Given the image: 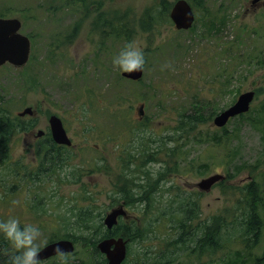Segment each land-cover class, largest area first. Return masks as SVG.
Here are the masks:
<instances>
[{
    "label": "rangeland",
    "instance_id": "obj_1",
    "mask_svg": "<svg viewBox=\"0 0 264 264\" xmlns=\"http://www.w3.org/2000/svg\"><path fill=\"white\" fill-rule=\"evenodd\" d=\"M87 2L91 4L86 10V5L79 0H72L70 5L64 0H0V15L19 18L20 32L30 37V57L24 65L5 63L0 66V94L15 104L11 107L13 113L25 106L35 111L33 128L10 141L12 160L23 158L28 163L33 160V166L35 141L43 137L34 139L33 135L38 129L49 131L47 119L51 113L62 118L74 144L72 151L66 153L68 158L63 168L55 169L52 175H42L41 179L18 176L0 168V200L5 198L7 202V206L0 202L1 220L11 216L18 218L21 224L37 225L42 233L41 245L58 232H69L72 237L70 211L79 208L80 200L84 202L80 195L83 184L89 189L93 203L102 211L100 217L103 220L110 209L108 175L86 173L76 181L72 171L79 164L97 159L99 155L113 160L114 156L110 154L119 147L121 149L125 130L96 131L95 127L99 117L108 111L101 107H109L117 99L126 106L122 111L125 118H151L142 130L143 136L154 132L165 136L172 135L176 110L189 114L195 105L201 104L202 108L198 109L202 116H206L227 107L238 93L254 90L252 106L247 111L252 118L249 121L245 118L236 120L237 117L229 120L224 126L229 136L222 141V145L211 146L203 137V140L191 137L183 147L185 157L176 162L175 171H164V164L158 161L146 162L145 170L151 179L146 190L152 193L156 204L164 206L169 201L171 204L178 200L176 193L180 197H196L199 219L209 221L220 212L230 211L238 188L251 181L259 184L264 196V130L261 123L253 121L254 116L259 115L257 105L264 99V63L257 57V53L262 51L264 59V0H257L252 5L250 0H205L204 8L198 6L194 11L193 27L176 29L173 24L162 22L155 26L153 32L146 33L136 31L135 24L134 34L128 42L111 36L103 38V29L108 31L113 26H119L117 17L123 11L138 15L144 8L152 6L155 0ZM101 12L110 24L99 23L97 19ZM253 27H256V32L252 31ZM132 41L142 48L145 58L142 77L138 81L123 77L112 64V58ZM89 97H93L92 105L99 107L93 108L94 115L85 110ZM141 104H147V107L140 115L138 109ZM215 128L211 119L192 132L210 133ZM113 139L119 142L118 147H113ZM211 153L214 156H209ZM168 164L172 166L173 162ZM215 172L230 173L231 182L223 180L227 186L220 182L209 191L198 194V188L193 185L200 178ZM18 182L19 186L16 185ZM11 184L15 191H10ZM230 184L236 187L228 186ZM177 200L170 207L175 206ZM130 217L137 218V226L143 225L140 211L132 208L122 222ZM160 236L163 237V234ZM141 239L136 236L135 241L129 242L130 253L124 264H129L134 258L148 255L153 259L156 256L159 250L151 246L156 239L151 235ZM232 244L233 247L227 245L219 253L226 254L231 246L227 254L234 256L235 264H260L253 259L245 263V257L249 258L245 255L249 252L254 256L264 254V218L259 241L250 251L233 253L243 244L235 241ZM85 247L82 243L77 244L74 251L68 253L66 264H76L78 257L88 255L89 247ZM6 251L9 256L14 249L10 245ZM142 251L146 254H141ZM219 257L213 258L209 264H224L218 260ZM195 258L186 255L184 262L195 264ZM201 259L202 256L197 264ZM42 264L60 262L55 258Z\"/></svg>",
    "mask_w": 264,
    "mask_h": 264
},
{
    "label": "trees",
    "instance_id": "obj_2",
    "mask_svg": "<svg viewBox=\"0 0 264 264\" xmlns=\"http://www.w3.org/2000/svg\"><path fill=\"white\" fill-rule=\"evenodd\" d=\"M64 1L67 5L72 4V0ZM79 1L86 5V10L89 8L88 5L91 4L87 0ZM173 1L155 0L152 6L144 8L138 15H135V13L132 15L133 12L129 13L127 10L123 11L117 17L119 26H113L108 31L103 29L104 34L102 37L109 38L111 36L113 39H123L125 42H128L134 34L133 27H135V24L136 31L141 30V32L146 33L153 32L155 26L162 22L172 24L168 13ZM186 1L194 11L198 6H203L204 8L205 0ZM0 16L4 15L1 14ZM97 20H100L99 23L101 25H104V23L110 24L102 12ZM110 22H112L111 19ZM252 31L256 32V27H253ZM257 57L260 58L258 61L261 60L264 63L262 51L257 53ZM92 100L93 97L88 98V106L85 110L86 112L91 111V114L94 115L93 108L99 107L97 104L93 106ZM117 100L109 104V107H101L108 111L99 117L100 120H98L95 127L96 131L112 129L116 132L121 130V128L125 130L121 149L119 147L114 153L110 154L111 157L114 156L113 160H109V156L106 158L103 155H99L97 159L79 164L72 171V175L77 177L76 181L80 180L86 173L96 172L108 175L110 187L108 189L109 194H107L110 202L108 206L118 205L122 201L123 205L140 211V214L143 215V225L137 226L132 224L124 226V222L119 219L111 228H106L102 222V217H100L102 211L93 203L89 195V189L83 184L80 195L84 202L80 200L81 205L79 208L76 211H70L72 213V242L74 243V247L82 243L86 246L85 248L89 247V250L88 255L78 257L76 264H104V255L96 248V243L102 238L122 237L127 242H130L136 236H138L139 240H142L141 238L147 235L148 237L151 235L152 238L156 239L155 242H151V246H154L159 251H155V253L157 251L158 253H156V256H153V259L148 255L144 258L140 257L141 260L142 258L144 260L142 264H185L186 255L192 253H199L200 257L202 255L203 257L204 255L206 256L203 258L204 262H201V264H209L210 261L214 260L213 258L219 256L218 260L221 263L226 264L228 262L235 264L234 256L227 254L228 250L233 247V241L243 244V247L234 250L235 252L233 253H242L250 251L258 243L261 235L264 218V196L257 182L251 181L249 184L239 187L235 203L230 208L231 210L228 211V209L225 213H218L210 218L211 221L199 219L200 211L198 198L196 197H180L181 195L176 193L175 195L178 197V200L175 199L171 204L169 201L164 206L156 204L152 200V193L146 190V187H149L148 185L151 184L149 173L145 170L146 162L158 161L163 163L164 171L169 172L174 170L173 168L179 159L185 157L186 151H184L183 147L189 142L191 137L198 140L203 137L208 140V145L211 146L219 147L222 145V141L229 136L225 127H216L210 133L206 131L204 133L202 131L192 132L197 129L198 125L210 121L216 112L202 116V113L198 109L202 108L201 104H197L199 106L195 105L193 112L189 114H186L183 110H176V116L173 119L175 124L171 128L172 135L167 134L164 136L158 133L155 134L154 132L145 137L142 135V130L148 125L147 120H151V118L147 117V120H144V118L140 120L125 118L122 111L126 106L121 104L120 99ZM12 104L10 99L0 94V168L4 172L14 173L18 176L28 175L31 179H41V176L44 174L52 175L55 169H62L63 163L68 158L66 153L68 150L72 151L74 145L67 147L56 144L49 132H46L42 138L35 141L36 145L34 155L32 156L35 162L32 167L33 160L32 163L24 162L23 158L12 160L10 152L11 139L18 134L31 130L36 120L34 116H18L17 113H13L11 107L15 104ZM257 106L259 115L257 117L254 116L253 121L257 120L258 123H261V128L264 130V99L259 101ZM146 107L147 104H144L143 110ZM82 109H84V106ZM248 112L239 114L233 118L237 117L236 120L245 118L246 121H249L252 117L247 115ZM112 144L114 148L119 146V142H116V139H113ZM129 146L133 147L132 152L129 150ZM119 149L120 151H118ZM209 156H214V154L211 153ZM168 162H173L174 166H169ZM231 177L232 175L227 172L224 180H229ZM220 182L223 186H227L223 184V181ZM16 185L19 186L20 183L18 182ZM10 186V191H15L14 185L11 184ZM228 186L236 187L232 184ZM5 200V198L0 200L3 206H7ZM176 200L177 204L170 207ZM95 217L98 219L95 220ZM55 234L57 235L51 238V240L56 238L69 239L71 237L69 232L62 231V233L58 232ZM162 234L163 237L160 236ZM227 245L232 246L228 248L227 253H219L221 250L224 251ZM8 247H10V243L3 236H0V264H4L7 260L8 252L6 249L8 250ZM129 253L130 245L127 247V258ZM180 253H183V255H180ZM141 254L145 255L146 252L142 251ZM199 255L195 256L197 261L195 264L199 262ZM182 256H184V259H182ZM127 258L123 264L128 260ZM252 259L254 260V258ZM254 261L261 264L264 262V257Z\"/></svg>",
    "mask_w": 264,
    "mask_h": 264
},
{
    "label": "water",
    "instance_id": "obj_3",
    "mask_svg": "<svg viewBox=\"0 0 264 264\" xmlns=\"http://www.w3.org/2000/svg\"><path fill=\"white\" fill-rule=\"evenodd\" d=\"M256 1L250 0L251 4ZM168 15L176 29H188L194 21V11L186 0H174ZM20 26L21 21L16 17H0V65L10 63L14 66H22L26 63L30 52V40L19 31ZM142 72L143 70L131 74L121 72V75L132 80H139ZM253 97V90L242 91L229 106L214 115L212 124L217 127L224 126L229 118L247 112ZM141 108L142 106L139 108L140 114L142 113ZM17 114L19 116L25 114L32 115L33 110L30 106H26ZM47 120L53 141L57 144L70 145L71 140L66 133L61 118L56 114H50ZM42 134L43 130L38 129L36 131V136H41ZM223 178L224 175L221 173H212L202 177L196 182V186L200 190L208 191L215 182ZM118 216H126V211L121 204L112 207L106 212L103 217L105 227L111 228L117 222ZM57 246L62 248L66 253L72 252L74 249L71 240L58 239L42 246L43 250L40 253L41 260L52 256L53 248ZM96 247L100 253L104 254L106 258L105 264H121L126 255V240L122 239V237L102 238L98 240Z\"/></svg>",
    "mask_w": 264,
    "mask_h": 264
},
{
    "label": "clouds",
    "instance_id": "obj_4",
    "mask_svg": "<svg viewBox=\"0 0 264 264\" xmlns=\"http://www.w3.org/2000/svg\"><path fill=\"white\" fill-rule=\"evenodd\" d=\"M113 67L122 73L140 72L144 69L145 58L142 48L135 42L126 43L123 49L112 58ZM15 203V202H14ZM0 236L8 241L14 251L4 264H42L40 228L31 223L21 224L15 217L0 220ZM53 255L60 264H66L68 253L59 246L53 248Z\"/></svg>",
    "mask_w": 264,
    "mask_h": 264
},
{
    "label": "flooded vegetation",
    "instance_id": "obj_5",
    "mask_svg": "<svg viewBox=\"0 0 264 264\" xmlns=\"http://www.w3.org/2000/svg\"><path fill=\"white\" fill-rule=\"evenodd\" d=\"M34 136V135H33ZM34 139H36V137L34 136ZM71 147H72V145H71ZM226 183H230V181L228 180ZM193 186H196V183L193 185ZM198 194L201 192V193H203V191H201V190H199L198 189ZM121 203H122V205H123V202L121 201ZM139 205H141V204H139ZM123 207H124V209L126 210V216L124 217V218H127L128 217V215H129V212H130V210L132 209L131 207H129V206H125V205H123ZM199 207V206H198ZM122 219V218H121ZM137 218L135 217V218H132L131 219V217H130V219H128V220H124V223L126 224V225H132V224H135V225H137V223L135 222V220H136ZM59 239H66V238H59ZM55 240H58V238H56V239H50L49 241H47L46 243H44L43 245H45V244H47V243H49V242H52V241H55ZM69 240H71L72 241V237H69ZM42 245V246H43ZM128 245H129V242L127 243V247H128ZM243 254V253H242ZM191 256H196V255H199V253L197 254V253H192V254H190ZM249 256V258H247V257H245V263L246 262H251V259L252 258H254V260H257L258 258H261V257H263L264 256V254H262L261 256H254L253 254H252V252H249L248 254H246L245 256ZM199 257H200V255H199ZM56 257L54 256V255H52V256H49V257H47V258H45V259H42V262H45V261H52L53 259H55ZM137 259V260H136ZM197 262V261H196ZM201 262H204V259H203V255H202V259L200 260V264H201ZM123 264V263H122ZM129 264H142V260H141V258H134Z\"/></svg>",
    "mask_w": 264,
    "mask_h": 264
}]
</instances>
